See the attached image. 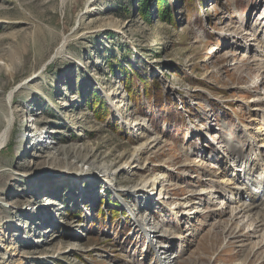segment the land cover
Masks as SVG:
<instances>
[{"label": "rangeland", "instance_id": "rangeland-1", "mask_svg": "<svg viewBox=\"0 0 264 264\" xmlns=\"http://www.w3.org/2000/svg\"><path fill=\"white\" fill-rule=\"evenodd\" d=\"M86 1L0 0V129L16 88L0 151V255L8 264H157L165 247L173 264H264V221L233 211L217 189L237 186L224 162L232 142L251 161L260 151L246 138L264 145L262 58L225 36L250 39L264 0H168L175 24L157 0L149 19L142 0ZM122 66L143 78L134 100ZM153 136L160 142L134 159ZM159 174L161 195L147 181ZM201 188L219 197L198 205L202 215L189 221L172 208ZM154 226L167 238H154Z\"/></svg>", "mask_w": 264, "mask_h": 264}, {"label": "bare ground", "instance_id": "bare-ground-1", "mask_svg": "<svg viewBox=\"0 0 264 264\" xmlns=\"http://www.w3.org/2000/svg\"><path fill=\"white\" fill-rule=\"evenodd\" d=\"M93 0H87L85 7H87L88 5L92 4ZM259 20H264V10L262 11V14H260V19ZM256 25L257 28L255 29V33L250 37V39H246L243 32L241 33H235V32H231V33H225V36H229V37H233L236 35L237 38H239L240 41L243 42L244 45L247 46V48L249 49V51L254 50L255 53H258V55L262 58L261 63L264 65V47H262V45L260 44V41L258 40V35L259 32L262 31L261 28H264V22L258 23ZM248 32V31H247ZM242 34V35H240ZM258 38V39H257ZM264 40V34L261 37ZM252 41L255 42V44H252ZM245 46V47H246ZM258 62V61H257ZM260 63V62H259ZM260 63V64H261ZM259 65V64H258ZM262 66V65H261ZM263 68V73H264V66ZM264 85V79L262 80V83ZM16 93V88L11 90L9 92V94L6 96L5 98V106L8 108V113L3 114V127L0 129V151L6 146V144L9 142L10 137H11V132L13 130V126L15 123V113L12 110V104L14 101V96ZM257 101L259 102V108L256 109V112H259L262 115V120H263V125L261 126L260 130L263 128L264 130V97L263 98H258ZM6 110V109H5ZM259 110V111H258ZM134 126H138L140 125L139 123H133ZM260 130H257L256 133H260L261 135L262 132H259ZM138 131V130H137ZM252 135V134H251ZM247 136H249V134H247ZM42 139L41 136H37L36 139ZM248 140V147H251V149L256 150L257 149L258 153H256V157L257 159H253L251 161V159H248L245 156V150H244V146L241 145V143H235L232 142L231 145L228 146L229 150L227 153V156L225 155V152H222V154H224L226 156V162L227 164H229V169L231 168V172H232V176H233V182L235 185H237L235 188L230 189L229 187H224V186H220V188L218 187V191H220L221 194L223 193H227L224 197H226L225 201H227L229 199V202L231 200V209H233V211H236L238 209H240L239 213L242 214L243 216H246L249 219H259L260 223H262L264 221V148L263 150L261 149V147L264 145L259 146L257 144V138L249 136L248 138H246ZM159 141V137L157 136H153L150 137L149 139H147L146 142L142 143L141 145H139V147H137L134 150L133 153V158L136 159L138 156V153L146 148H152L154 147L153 145L154 142ZM263 144H264V138L262 139ZM39 142V140H38ZM262 143V142H261ZM222 146V145H221ZM257 148V149H256ZM220 150V149H219ZM261 156V158H258V156ZM233 161V162H231ZM253 166V167H252ZM102 169H107L105 167L102 166H98ZM130 167V166H128ZM241 168V169H238ZM80 170L84 171V169L82 167H80ZM227 170V167L223 168L222 174H225ZM228 171V170H227ZM166 176L164 174L162 175H158L155 176V178L149 179L147 180L151 185V190L156 189V187L158 188V186H162V189L160 190V195L162 194V190L164 189V182L166 181ZM253 181V184H250V182ZM224 182H221V184H223ZM226 184V183H225ZM229 185V184H227ZM252 186H255L258 190L257 191H252ZM204 186V185H203ZM195 192L194 195L191 194V197H187L186 200L182 203H177L175 204V206H173V209L178 210L177 208H183L186 209L185 212H182L183 215L188 216V219L190 221V216L191 217H198L200 215H202L203 211L202 209H200V206H198L199 204H201L204 200H206V198H209V200H215L218 197V192H212V190H209L206 188H201L199 190H195L193 191ZM217 193V194H215ZM228 193H230L231 195H229ZM247 195V199H249V202L241 200V201H237L238 198H235L236 196H244ZM159 195V196H160ZM217 195V197L215 196ZM233 200V201H232ZM143 203H146V206H150V204H152L153 202L151 201V198L147 197H143ZM207 201V200H206ZM223 201V200H222ZM221 201V203H222ZM234 202H237V204H234ZM217 202L213 203L216 204ZM212 212V211H211ZM178 212H176L177 214ZM193 229V228H192ZM159 230V231H158ZM196 230V229H195ZM153 233L154 238L158 237L159 235H164V238L166 237V231H168V229H159L158 226H154L153 228ZM190 234V233H189ZM263 234H264V229H263ZM147 236H149L148 234H146ZM260 235V234H259ZM151 236H149V238H151ZM261 237V236H258ZM163 243H168L166 241H164ZM163 248V247H161ZM165 248V247H164ZM13 249V248H10ZM4 251H6L4 249ZM157 261L159 263L157 264H173L174 260L172 258V254H170V252L168 250H160L157 253ZM7 253L3 252L0 255V264H8L7 263ZM180 257H181V253H180Z\"/></svg>", "mask_w": 264, "mask_h": 264}, {"label": "trees", "instance_id": "trees-1", "mask_svg": "<svg viewBox=\"0 0 264 264\" xmlns=\"http://www.w3.org/2000/svg\"><path fill=\"white\" fill-rule=\"evenodd\" d=\"M148 1L149 0H142L141 1L144 4V7H140V5H139L141 12H142V15L146 19L150 18V9H149L150 7L148 6ZM157 1L161 4H163V10L160 13L161 14L160 17L163 18L164 20L172 23V24H175V19L171 14L170 7L168 6V0H157ZM114 69H115V66L113 65L111 70H114ZM122 73H124V75H125V83H126V87L128 90L129 97L134 100L136 98V95H135V91L132 88V85L135 81H143V78H141L140 76H139L140 78H138L137 80L132 78V74L129 72V68L126 66H122ZM146 93L150 99L153 98V96L150 92V88L146 91ZM97 105L99 106V108H103L104 101L103 102L102 101L97 102ZM99 115H100V113H99Z\"/></svg>", "mask_w": 264, "mask_h": 264}]
</instances>
